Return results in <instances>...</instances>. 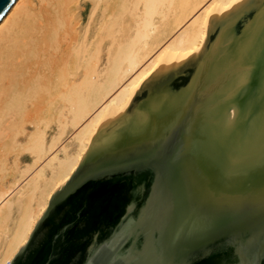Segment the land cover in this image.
I'll use <instances>...</instances> for the list:
<instances>
[{
	"label": "water",
	"instance_id": "obj_1",
	"mask_svg": "<svg viewBox=\"0 0 264 264\" xmlns=\"http://www.w3.org/2000/svg\"><path fill=\"white\" fill-rule=\"evenodd\" d=\"M15 2L0 0V20ZM124 174L139 177L124 217L72 261L77 218L48 230L51 213L92 185L106 209ZM10 264H264V0L212 15L199 54L147 78Z\"/></svg>",
	"mask_w": 264,
	"mask_h": 264
},
{
	"label": "bare ground",
	"instance_id": "obj_2",
	"mask_svg": "<svg viewBox=\"0 0 264 264\" xmlns=\"http://www.w3.org/2000/svg\"><path fill=\"white\" fill-rule=\"evenodd\" d=\"M243 0H16L0 23V264L162 64Z\"/></svg>",
	"mask_w": 264,
	"mask_h": 264
},
{
	"label": "flooded vegetation",
	"instance_id": "obj_3",
	"mask_svg": "<svg viewBox=\"0 0 264 264\" xmlns=\"http://www.w3.org/2000/svg\"><path fill=\"white\" fill-rule=\"evenodd\" d=\"M138 178L132 174L113 176L108 184V194L111 198L104 210L99 209L100 198H96L97 200L89 198L91 191L98 189L95 185L89 186L82 192L79 189L78 193L55 209L48 219L46 225L48 230L54 224L63 223L73 215L77 218L78 230L72 235L75 237L76 245L75 247L66 246L61 251L65 252L68 249L72 261H81L95 237L98 240L109 237L114 232L116 223L122 220L126 213L127 206L131 202L132 190L137 189ZM70 234H72L70 231L65 234L66 239L69 240Z\"/></svg>",
	"mask_w": 264,
	"mask_h": 264
},
{
	"label": "rangeland",
	"instance_id": "obj_4",
	"mask_svg": "<svg viewBox=\"0 0 264 264\" xmlns=\"http://www.w3.org/2000/svg\"><path fill=\"white\" fill-rule=\"evenodd\" d=\"M129 110V109H128ZM128 112V111H127ZM127 114V113H126ZM125 114V115H126ZM124 115V116H125ZM124 116H122V117H120L118 120H116V121H114L112 124H110V125H108V126H106L102 131H101V133L100 134H103V133H107V132H109V131H111L113 128H115L116 127V125L124 118ZM99 134V135H100Z\"/></svg>",
	"mask_w": 264,
	"mask_h": 264
},
{
	"label": "snow or ice",
	"instance_id": "obj_5",
	"mask_svg": "<svg viewBox=\"0 0 264 264\" xmlns=\"http://www.w3.org/2000/svg\"><path fill=\"white\" fill-rule=\"evenodd\" d=\"M0 23H2V20H0Z\"/></svg>",
	"mask_w": 264,
	"mask_h": 264
}]
</instances>
